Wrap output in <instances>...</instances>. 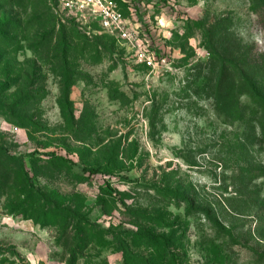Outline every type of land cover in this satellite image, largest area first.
<instances>
[{
	"label": "rangeland",
	"instance_id": "1",
	"mask_svg": "<svg viewBox=\"0 0 264 264\" xmlns=\"http://www.w3.org/2000/svg\"><path fill=\"white\" fill-rule=\"evenodd\" d=\"M120 6L0 0V264H264V0Z\"/></svg>",
	"mask_w": 264,
	"mask_h": 264
},
{
	"label": "built area",
	"instance_id": "2",
	"mask_svg": "<svg viewBox=\"0 0 264 264\" xmlns=\"http://www.w3.org/2000/svg\"><path fill=\"white\" fill-rule=\"evenodd\" d=\"M128 0H57V10L71 18L80 29L88 33L97 31L114 37L129 46L136 47L139 34L132 28L131 21L126 17L121 3ZM135 58L146 67L154 68L159 64L147 51L136 50Z\"/></svg>",
	"mask_w": 264,
	"mask_h": 264
},
{
	"label": "trees",
	"instance_id": "3",
	"mask_svg": "<svg viewBox=\"0 0 264 264\" xmlns=\"http://www.w3.org/2000/svg\"><path fill=\"white\" fill-rule=\"evenodd\" d=\"M53 14H54V16H55L59 21H65V22L71 24L72 26H74V27L80 29L79 26L77 25V23H75V21H74L73 19L68 18V17L62 15V14L57 10V0H53ZM82 31H83V30H82ZM102 34H104V33H102ZM105 35L108 36L109 38L113 39V40L115 39V38L112 37V36H109V35H107V34H105ZM53 155H54V157H55V156H59V155H56V154H54V153H53ZM60 159L63 160V161H66V159H65L64 157H60ZM84 172H87V173L90 174V175L96 173L95 170H90V169H84ZM45 207H49V205L43 203V205H41V208L44 209ZM40 212L43 213V211H40ZM66 221H67V220H66ZM66 221H65V222H66ZM36 223H40V222H39V221H36ZM43 224H44V223H43Z\"/></svg>",
	"mask_w": 264,
	"mask_h": 264
}]
</instances>
